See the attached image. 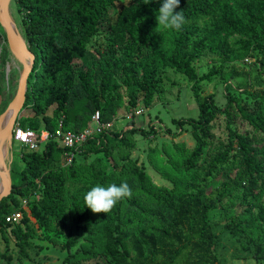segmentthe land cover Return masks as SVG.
Here are the masks:
<instances>
[{"label": "trees", "instance_id": "obj_1", "mask_svg": "<svg viewBox=\"0 0 264 264\" xmlns=\"http://www.w3.org/2000/svg\"><path fill=\"white\" fill-rule=\"evenodd\" d=\"M162 2L15 0L27 46L35 55L23 107L31 114L19 116L16 123L37 135L48 133L46 140L38 139L37 148L22 149L23 182L12 183L10 194L0 200V225L12 224L5 220L9 213H21L25 230L10 228L21 247L28 242L26 230L32 223L45 224L49 218L61 222L69 213L74 229L62 241L65 262L218 264L214 228L220 223L255 259L264 261V113L254 115L245 107L248 98L257 109L264 102L263 94L249 91L251 79L260 85L258 80L264 77V0H180L174 12L183 11L185 23L179 31L157 28ZM113 7L114 19L109 13ZM206 53L217 56L219 63L198 74L194 63ZM241 55L255 57V76L248 73L244 82L233 86L226 62ZM9 56L1 45L0 71ZM167 69L191 82L198 108L196 117L172 118L179 131L188 127L198 136L181 160V178L177 177L187 186L157 185L143 166L124 174L125 159L118 172L108 162L86 163L91 154L110 155L109 142L114 138L125 142L126 133L137 132L134 126L105 129L77 149L61 146L54 137L58 129L81 131L91 125L89 121L112 123L122 89L127 107L138 114V104L148 107L153 102L162 87L161 72ZM218 77L225 78L223 106L202 88ZM15 80L16 76L13 87ZM95 113L97 122L91 119ZM218 114L226 116L223 142L216 141L212 131ZM238 121L250 130L241 131ZM212 150L217 151L210 155ZM64 153H73L68 164L62 162ZM232 169H237L235 178L207 192L218 174ZM68 181L81 184V191L68 194ZM122 182L132 195L109 213L85 207L83 197L91 187ZM236 195L242 210L226 221L229 207L223 206ZM22 202L30 208L23 210Z\"/></svg>", "mask_w": 264, "mask_h": 264}, {"label": "rangeland", "instance_id": "obj_2", "mask_svg": "<svg viewBox=\"0 0 264 264\" xmlns=\"http://www.w3.org/2000/svg\"><path fill=\"white\" fill-rule=\"evenodd\" d=\"M9 11L16 28L25 39L24 29L21 24L20 14L17 10L15 0L10 1ZM114 11L115 7L110 8L109 10L112 19L115 18ZM0 36L2 37V49H8L5 40V31L1 24ZM9 55L16 63V60L10 51ZM217 63H219L217 56L211 53H206L204 56L196 60L194 65L197 73L201 74L207 71L212 64ZM254 63L255 57L247 55H241L226 62V64L229 65V73L233 75L228 82L235 86L236 83L244 82L246 77H248V73H250L251 77H254ZM16 65L14 64L13 68H16ZM15 71L17 75H15ZM18 72L17 69L12 72L14 77L16 76L14 87L12 86L14 80L13 76H10L9 84H7L8 82L6 81L3 84V92L0 93V115L5 111L9 104L7 100L6 102L2 101L4 92L6 91V94H10L13 91V94H15L19 76ZM161 76L163 78L162 87L156 91L153 102L148 107L138 104L135 110L140 111V113L136 115L127 107V98L126 96H123L125 91L124 89L121 90L122 97L116 107V114L112 121V128L114 131H124L131 126H134L137 132L126 133L124 135L126 139L125 142L115 138L112 139L110 141L111 143L109 142L108 144V149L111 151L110 155L91 154L87 158L86 163L89 164L94 162L97 165L108 162L112 165V170L118 172L119 167L121 168V162L126 160L127 164L124 167V174L128 175L129 168L131 167L143 166L149 179L157 185H163L166 187H171L176 184L183 187L187 186V181H179L177 180V177L181 178V160L187 157L188 153L194 148L198 136L195 135L194 132L192 133L188 127H182L181 131H179L172 118L196 117L198 114V108L190 89L191 82L184 75L176 73L171 69H167L161 72ZM224 80V77H218L210 84L202 85L204 94H213L215 103L219 106H223L226 102L224 92V86L226 84ZM258 81L261 83L260 85H256L255 81L251 79L249 91L264 95V77H261ZM233 92H235V95H239L240 93V91ZM12 96L8 98L9 102L11 101ZM239 96L244 98V95ZM245 107L248 112H251L254 115L264 113V102H262L259 105V109H257V107H253L250 98H248ZM29 114H31V111L29 108H26L20 113V116ZM8 118L9 115L6 117L4 123ZM225 122L226 116H224V114H218L216 116L212 129L216 141L223 142L226 139L227 128ZM88 124H91L92 127L95 125L94 123H91V121H89L87 125ZM22 126L23 128L26 127L24 125ZM236 126L241 131L250 130L248 125L242 121H238ZM4 143L7 145V139L5 138ZM24 147V145L12 139L6 152L4 164H6L5 166L9 169V174L12 183L14 184L23 182L20 176V169L23 165L20 160V154ZM216 151L212 150L210 155L215 154ZM65 155L62 162L64 163V161H66V164H68L71 155ZM235 172H237V169L229 170L224 174H218V176L208 184L207 192L217 188L228 178H235ZM202 173L203 172H200V174ZM120 179L124 180L122 175L120 176ZM66 184L68 194H74L81 191V184L72 181H68ZM2 187L3 183L0 184V190ZM28 196L30 197V195ZM238 198L239 195H236L231 200H228L223 206L224 210L226 207H229L228 212L225 214L227 216H225L226 221L229 220L232 213L241 212L242 207L237 204ZM24 201H27V199ZM21 208L27 210L30 208V205H28L27 202H22ZM71 220L72 216L68 213L66 219L61 222L49 218L45 224H40L38 222L32 223L31 230H26V240L28 242L22 247L21 242H18L16 237L10 231L11 227L15 228L16 226L25 230L24 225L20 220L17 223H12L7 226L2 223L0 225V264H103L99 259L87 261L76 260L73 262H65L63 260L64 255L66 254V249L62 246V241L64 242L63 239L67 233L73 232L74 227ZM214 234L216 236L215 249L219 257L218 264H264L263 260H257L252 256L251 250H246L242 246L243 242L241 240L236 239L229 231L222 230L221 223L214 228Z\"/></svg>", "mask_w": 264, "mask_h": 264}, {"label": "water", "instance_id": "obj_3", "mask_svg": "<svg viewBox=\"0 0 264 264\" xmlns=\"http://www.w3.org/2000/svg\"><path fill=\"white\" fill-rule=\"evenodd\" d=\"M11 0H0V24L5 31V40L7 42L8 50L13 55L14 59L21 65V71L18 76L17 88L11 101L7 105L5 111L0 115V138L7 136V147L12 140V130L20 116V113L24 110V103L27 90V80L33 69L35 55L29 50L25 39L16 28L13 19L9 11V3ZM0 43H2V37L0 36ZM13 108V112L7 119L6 123L1 126V122ZM1 154V145H0ZM4 164L0 169V178L3 183L2 190L0 191V200L7 197L12 190V180L9 174V169Z\"/></svg>", "mask_w": 264, "mask_h": 264}, {"label": "clouds", "instance_id": "obj_4", "mask_svg": "<svg viewBox=\"0 0 264 264\" xmlns=\"http://www.w3.org/2000/svg\"><path fill=\"white\" fill-rule=\"evenodd\" d=\"M180 0H163L156 14L157 28L179 31L185 23L183 11L174 12ZM2 44V43H0ZM132 191L127 182L117 185L109 184L106 187L99 184L91 187L83 197L85 207L93 213H109L122 199L130 198Z\"/></svg>", "mask_w": 264, "mask_h": 264}, {"label": "built area", "instance_id": "obj_5", "mask_svg": "<svg viewBox=\"0 0 264 264\" xmlns=\"http://www.w3.org/2000/svg\"><path fill=\"white\" fill-rule=\"evenodd\" d=\"M1 52V44H0ZM8 77V74H7ZM140 111H136L139 113ZM91 119L93 121H98V113H95ZM112 128V123H101L95 124V126L88 125L81 131H62L58 129L55 131L54 137L58 140L61 146L66 148H75L84 144L89 138L93 137L96 133H101L105 129ZM48 137L47 132H42L40 135H37L35 131L29 128H22L17 123L14 125L12 130V139L19 142L20 144L29 147V149H35L38 146V139L40 141L46 140ZM71 157L73 153H70ZM21 218V213L19 211H13L6 215L5 220L10 223H17Z\"/></svg>", "mask_w": 264, "mask_h": 264}, {"label": "crops", "instance_id": "obj_6", "mask_svg": "<svg viewBox=\"0 0 264 264\" xmlns=\"http://www.w3.org/2000/svg\"><path fill=\"white\" fill-rule=\"evenodd\" d=\"M6 65L3 67L4 69L2 70L1 69V71H0V89H1V91H0V93L3 91V89H2V87H3V84L5 83V81L6 82H8V77H7V74L9 75V73H10V71L12 70V71H14L15 69H17L19 72H18V75H19V73H20V71H21V65L16 61V63L11 59V57L9 56V60L5 63ZM13 64V65H12ZM14 64L17 66H15L16 68H13V66H14ZM12 68V69H11ZM8 84V83H7ZM8 92H9V90H8ZM8 98H10V96H9V93H7L6 95L4 94V97L2 98V101H4V102H6V100H7V102L9 103V101H8ZM1 104V103H0ZM0 161H1V158H0Z\"/></svg>", "mask_w": 264, "mask_h": 264}, {"label": "bare ground", "instance_id": "obj_7", "mask_svg": "<svg viewBox=\"0 0 264 264\" xmlns=\"http://www.w3.org/2000/svg\"><path fill=\"white\" fill-rule=\"evenodd\" d=\"M11 112V113H10ZM10 114L8 113V115H9V117H10V115L12 114V112H13V108H11V110H10ZM7 115V116H8ZM6 116V117H7ZM6 117H5V119H6ZM5 119H3V121L1 122V126H3L5 123H4V121H5ZM5 139H7V136H3ZM3 137H1L0 138V145H1V154H0V158H1V163H0V169H2L3 168V166H4V163H5V156H6V147H7V145L4 143V138ZM8 149V148H7ZM8 165V164H7ZM2 183V181H1V178H0V184ZM1 190H2V188H1ZM0 190V191H1Z\"/></svg>", "mask_w": 264, "mask_h": 264}]
</instances>
